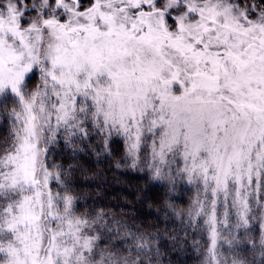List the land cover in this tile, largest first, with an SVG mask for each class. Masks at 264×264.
<instances>
[{
  "label": "snow or ice",
  "instance_id": "snow-or-ice-1",
  "mask_svg": "<svg viewBox=\"0 0 264 264\" xmlns=\"http://www.w3.org/2000/svg\"><path fill=\"white\" fill-rule=\"evenodd\" d=\"M117 142L197 264H264V0H0V264H163L77 192Z\"/></svg>",
  "mask_w": 264,
  "mask_h": 264
},
{
  "label": "trees",
  "instance_id": "trees-1",
  "mask_svg": "<svg viewBox=\"0 0 264 264\" xmlns=\"http://www.w3.org/2000/svg\"><path fill=\"white\" fill-rule=\"evenodd\" d=\"M123 145H112L111 157H96L91 153L81 154L75 163L84 171L78 172L75 183L80 197L106 209H111L160 238L163 264H197V254L191 249V238H184V223L168 210L167 204L184 208L190 194L181 198L175 193L154 184L146 174L130 169L121 159ZM119 163L121 166L116 167ZM176 197V199H172ZM175 223V225H174Z\"/></svg>",
  "mask_w": 264,
  "mask_h": 264
},
{
  "label": "rangeland",
  "instance_id": "rangeland-1",
  "mask_svg": "<svg viewBox=\"0 0 264 264\" xmlns=\"http://www.w3.org/2000/svg\"><path fill=\"white\" fill-rule=\"evenodd\" d=\"M136 171H138V170H136ZM138 172H142V174H146V176L151 180V178H150V175L148 174V173H146V172H143V171H138ZM152 181V180H151ZM154 184H157L158 186H160L158 183H156V182H154V181H152ZM166 189V188H165ZM168 190V189H167ZM175 194L179 197V194H180V190H179V188L177 189V191L175 192ZM175 219H176V216L174 217V219H173V221H175ZM178 221L180 222V224L181 225H183V221H182V218H178ZM174 225H175V223H174ZM185 231H186V229H185Z\"/></svg>",
  "mask_w": 264,
  "mask_h": 264
}]
</instances>
